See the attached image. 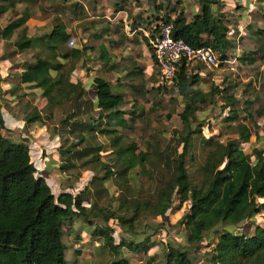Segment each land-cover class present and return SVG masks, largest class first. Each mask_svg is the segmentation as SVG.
<instances>
[{
  "label": "rangeland",
  "instance_id": "1",
  "mask_svg": "<svg viewBox=\"0 0 264 264\" xmlns=\"http://www.w3.org/2000/svg\"><path fill=\"white\" fill-rule=\"evenodd\" d=\"M223 1L226 2L224 7H214L231 22L229 37L235 42V47L229 51L230 58L222 62L218 56L216 68L199 64L189 70L201 78L192 87L193 90L204 94L196 100L198 109L190 117L193 129L198 126L203 129L201 134H194L193 147L186 160L194 182H200L201 167L208 152L214 148L213 143L239 140L240 123L252 131L250 141L242 143L245 152L255 159L254 151L264 150V117L260 114L264 108V0ZM5 2L12 5L0 14V30L20 17L26 9L32 14L27 22L30 36L50 32L59 21L66 25L72 35L67 48L84 50L82 59L68 75L70 80L80 81L91 98L96 96L91 89L94 77L111 80L114 92L125 96L121 108L127 112L126 118L130 122V127L122 130L125 141L137 143L141 151L149 154L144 168L137 166L121 177L116 174L118 169L115 168V175L107 181H93L94 176L100 178L106 170L95 162L91 163L93 155L83 156L86 148L102 144L101 160L114 164L110 137L88 129L98 123L90 115L97 117L99 110L86 112L75 107L72 101L51 106L42 94L43 88L21 80L24 69L35 62L38 55L52 62H64L65 70L71 66V60L62 58L56 49L49 51L43 44L25 51L17 50L14 45L16 35L11 41L0 35V75L5 79L0 82V116L5 120L4 134L16 142L29 145L37 175L46 178L56 197L63 192L76 195L90 188L84 205H97L90 211L93 225L80 217L65 224L68 263L108 264L115 254L102 245L101 239L93 237L92 231L96 225L106 224V218H109L107 222L114 229L116 243L120 242V237L134 239L135 233H131L119 219L133 218L138 230L150 224V230L154 232L153 224H160V231L153 235L157 245L151 253H161L167 242L188 249L197 263L207 264L216 232H208L202 243L193 245L188 241L184 226L177 224L188 211L190 202H186L180 210H169L165 219L155 217L146 206L137 207L131 203L134 200L155 199L173 174L175 159L182 150L179 138L188 131L181 117L186 98L172 81H160L159 69L146 37L158 16L162 17L174 6L176 12L184 11L192 19L201 10L198 0H182L179 3L177 0H0V6ZM102 28L108 30L100 33ZM102 47H106L111 55L110 64L101 61ZM245 54L253 56L256 61L242 63L241 58ZM134 68L139 69L141 74L130 75ZM216 87L224 91H216ZM230 94L235 104L228 100ZM60 97V94L56 95V99L60 100ZM86 98L87 95H84L83 100ZM233 109L240 118L227 120ZM36 111L41 112L43 123L28 124L26 116ZM69 115H72L71 123L67 121ZM79 133L85 134V142H78ZM67 162L76 166L69 167ZM258 201L262 199L258 198ZM178 202L175 201V206ZM255 220L264 223V215H256ZM238 229L250 232L244 224ZM120 256L125 257L128 264H146L147 261L145 253L132 252L128 248L121 249Z\"/></svg>",
  "mask_w": 264,
  "mask_h": 264
},
{
  "label": "trees",
  "instance_id": "2",
  "mask_svg": "<svg viewBox=\"0 0 264 264\" xmlns=\"http://www.w3.org/2000/svg\"><path fill=\"white\" fill-rule=\"evenodd\" d=\"M181 1L177 0V3ZM198 2L201 10L195 13L192 19H189L184 11L176 12L174 6L162 17L158 16L150 34H155L160 22L171 23L174 38L183 39L194 47L210 46L219 59L226 62L230 58L229 51L235 47V42L229 37L231 22L214 7V5L224 7L226 2L223 0ZM11 5L8 2L1 5L0 14L5 13ZM31 15L26 9L20 17L2 28L0 35L9 41L16 35L14 45L17 50L25 51L43 44L49 51L56 49L62 58L71 60V66L65 70L64 62H52L38 55L36 61L29 63L24 69L21 80L23 83L43 88L42 94L51 106L63 101H72L75 107L86 112L99 110L97 117L90 115V118L98 123L90 125L88 129L90 132L110 137L114 164L101 160L100 153L104 149L102 144L86 148L82 152L83 156L93 155L91 163L95 162L106 170L102 177L94 176L93 181L97 180L100 183L107 181L115 175L113 172L115 168L118 169L116 174L120 177L137 166L144 168L149 161L148 152L141 151L135 142H126L122 133V130L130 127L129 119L126 118L127 112L121 108L125 102L124 94L115 93L110 80L97 76L91 85L96 96L95 98L88 96L87 88L80 81L75 82L69 78L76 63L82 59L84 50L78 47L67 48L72 35L61 21L48 33L30 36L27 22ZM262 34L264 36V30ZM101 51L103 63L110 64L112 59L108 49L102 47ZM255 61L253 56L246 54L241 58L242 63ZM195 66L198 65L191 66L185 59L181 60L176 76L172 79L173 85L186 98L181 117L188 129L187 133L179 138L178 144L182 150L175 159L173 174L158 191L155 199L134 200L131 203L137 207L146 206L155 217L165 219L169 210H180L186 202H190L188 211L177 224L184 226L188 241L193 245L202 243L208 232H216L217 237L211 244L207 264H264V223L255 220L256 215H264V150L256 149L253 159L242 146V143L250 141L252 131L240 123L238 141L213 143L214 148L208 152L201 167L200 182H194L190 178L187 156L193 147L194 134H201L203 130L201 126L193 129L190 119L198 109L196 100L199 96H204L201 91L192 88L201 79L199 74H191L189 71ZM66 71L68 74H65ZM131 74L138 76L141 71L134 68ZM2 81L5 79L3 80L0 75V82ZM215 90L224 91L217 87ZM57 94H60V100L56 99ZM84 95H87L85 100ZM228 100L235 104L233 95L230 94ZM260 114L264 117V108ZM229 117L227 120L240 118L235 111ZM71 118L72 115H69L68 123H71ZM38 121L43 123L40 111L26 116L28 124ZM76 122L78 124V121ZM5 129V120L0 116V264H69L67 246L64 242V226L67 221H72L76 217L86 219L93 225L90 211L96 209L97 205L96 203H91L90 207L84 205L91 190L85 188L76 195L72 192H63L56 197L46 178L37 175L29 145L10 139L4 134ZM78 137L80 138L78 142L86 141L84 133H79ZM66 164L69 167L76 166L73 162ZM258 198L262 201H258ZM176 200L179 202L175 206ZM108 219L106 218L107 221ZM119 219L123 226L131 233H135L134 239L120 237V242L116 243L114 229L107 221L106 224L96 225L91 233L93 237L101 239L102 245L115 254V258L108 264H128V260L120 256L123 248L145 253L146 264H203L197 263L188 249L167 242H163L165 248L161 253H151L157 245L153 235L160 231V224H153L154 232H151L150 224L138 230L133 218ZM241 224L247 225L250 232L239 230L238 226ZM195 247L196 250L197 246Z\"/></svg>",
  "mask_w": 264,
  "mask_h": 264
},
{
  "label": "built area",
  "instance_id": "3",
  "mask_svg": "<svg viewBox=\"0 0 264 264\" xmlns=\"http://www.w3.org/2000/svg\"><path fill=\"white\" fill-rule=\"evenodd\" d=\"M155 34H148L154 61L161 82H170L176 76L178 64L185 59L188 65L218 67L219 59L210 46L194 47L183 39L173 37V25L160 22Z\"/></svg>",
  "mask_w": 264,
  "mask_h": 264
},
{
  "label": "crops",
  "instance_id": "4",
  "mask_svg": "<svg viewBox=\"0 0 264 264\" xmlns=\"http://www.w3.org/2000/svg\"><path fill=\"white\" fill-rule=\"evenodd\" d=\"M119 12V11H118ZM103 30L100 32V33H102V32H104V31H106V30H108V28H102ZM104 29H106V30H104ZM94 34H96V33H94ZM96 35H100V34H96ZM149 39V38H148ZM72 41H73V43L75 42V38H74V36H73V39H72ZM153 57V56H152ZM101 58V57H100ZM154 59V58H153ZM101 61H102V59H101ZM103 62V61H102ZM111 81V80H110Z\"/></svg>",
  "mask_w": 264,
  "mask_h": 264
}]
</instances>
